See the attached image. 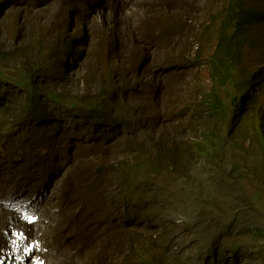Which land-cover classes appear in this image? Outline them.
Returning a JSON list of instances; mask_svg holds the SVG:
<instances>
[{
	"label": "rangeland",
	"instance_id": "1",
	"mask_svg": "<svg viewBox=\"0 0 264 264\" xmlns=\"http://www.w3.org/2000/svg\"><path fill=\"white\" fill-rule=\"evenodd\" d=\"M95 1L99 5L104 0ZM110 2L119 5L123 0ZM223 5L222 0H135V4L131 5L132 12L127 6L123 11L117 10L116 15H111L105 14L111 11L108 7L100 12L87 0H82L80 5L69 0H0V49L11 51L8 58H0V72L5 84L9 85L8 88L19 92L20 89H25V85L16 64L27 62L24 65L27 68L34 59L40 62L46 58L50 47H56L55 51L58 50L57 47L59 50L61 47H68L65 38L73 36L76 58L81 61L69 66L60 63L61 71L67 79L59 84L57 90L77 94L82 101L85 100L86 105L91 106L95 103L94 95L106 91V88L102 89L99 76L106 79L111 66L118 68L119 84L129 88L125 104L128 109H132L130 118L132 124L137 126L128 130V135H122V140L119 139V132L99 135L101 138L95 142L96 147L83 145L84 140L92 139V134L81 133L68 139V145L73 150L75 147L81 158L79 163L73 160L65 168L78 176L77 181L81 185L83 178L87 176L85 166H91L94 162L109 163L110 169L116 172L120 168L118 160H135L140 157L141 152L133 150L134 143L127 142V148H123L126 136L136 135L138 141H143L144 137L155 131L157 137L162 133L166 138L189 141L200 138L204 126L206 129L213 128L212 122L200 115L206 111L202 101L210 94L212 83L203 60L204 55L197 60L196 52L207 54L215 48L218 34L213 29L204 28L210 22L209 16ZM65 13L66 23L63 21ZM146 14H153L154 18H149ZM215 24L219 26V22ZM46 29L49 30L44 34L45 42L41 47H27L29 50L25 54L17 52L33 36H43L41 33ZM102 40L106 41L111 53L101 60L102 73L96 71L99 76L92 83L87 81L85 69H82L86 61H100V50L97 47H100ZM142 47H147L150 59ZM81 49L82 54H79ZM187 58L196 60H189L191 62L187 63ZM261 63H264V53L250 50L247 59L244 58L238 68L244 74L247 67L254 68ZM13 80H17V83ZM148 101L150 104L146 106ZM160 108L172 112L169 118L172 124L161 119L158 112ZM59 113L64 120L62 108ZM242 115L246 116L248 113L244 112ZM252 115H255L254 111L249 113L247 120H242V127L234 130L232 136L234 141L246 148V165L256 169L254 175L246 180V184L250 192L261 190L264 208V151L254 141L255 134L249 127ZM228 159L227 168L243 163L241 155ZM98 166L97 164L96 167ZM110 169H106L101 177H107ZM160 175L152 173L156 179ZM162 175L169 181L173 176L170 171ZM106 183L117 186V180L114 179H108ZM55 207L59 211L53 216V228L71 256L62 264L81 263L84 259L86 262L91 253L108 258L105 264H138L135 249L141 247L146 238H136L135 235L144 234V231H135L131 227L132 223L128 224L126 233L131 235V240H120L115 246L101 252L105 242L98 235L102 231L87 222L82 223L83 219L92 220L96 207H93L92 214L90 208L85 214L87 208L84 211L71 202H64L53 208ZM102 208V205L98 207V213ZM113 214L111 221L101 220L97 226L127 225L117 208ZM223 218L226 223L228 217L225 215ZM146 222L147 220H142L140 225ZM153 225L154 231L145 235L157 240L162 234L158 231L165 228L166 222L156 216ZM103 228L105 227H101ZM235 241L240 245H250L243 235L237 234Z\"/></svg>",
	"mask_w": 264,
	"mask_h": 264
},
{
	"label": "trees",
	"instance_id": "2",
	"mask_svg": "<svg viewBox=\"0 0 264 264\" xmlns=\"http://www.w3.org/2000/svg\"><path fill=\"white\" fill-rule=\"evenodd\" d=\"M258 16L260 11L245 8L244 0H233L228 6L223 23L225 31L220 35L218 47L210 57L216 77L212 93L206 97L202 105L207 106L208 111L220 124L219 129H203L200 138L189 141L166 138L162 133L157 137L155 131L144 137L143 141H138L136 135L126 136L123 148H127V142L134 143L136 147L134 146L133 150L141 152L139 158L118 160L120 168L116 172L110 169L109 163H98L99 167L93 170L88 167L91 176L95 173L97 177L106 169H110L108 176L101 178L105 185L108 179L117 180L115 191L121 192L120 199L125 209H119L114 198H111L113 201L111 200L110 208L104 214L106 219L111 218L114 206L127 217H132L134 216L132 213L138 209L132 206L144 208L155 201L158 211L162 210L164 205L171 220L175 217L185 219L186 226L199 245V254L204 255V249L208 253V264L219 263L214 252L220 248L222 237L230 238L237 234L247 238L251 245L248 251L264 261L262 209L240 204L244 199L250 200L241 182L248 170L243 164L227 168L228 158L233 156L241 155L242 160L247 161L246 148L231 140L234 127L241 124L239 120L241 117L238 115L242 110L243 100L246 99V95L240 93L239 88L248 92L250 88L253 87L252 90H255L254 88L264 82L260 78L264 76L263 71L243 77L237 71L242 59V47L237 42L245 39ZM43 38L44 35L33 36L31 41L17 52L22 51L25 54L29 50L27 47H41L45 42ZM65 43L68 44L67 41ZM73 43L74 39L71 38L69 42L71 47L65 51L71 50ZM55 49L56 47H50L45 59L40 62L34 59L27 68L24 67L27 62L16 64L25 85V89H20L19 92L8 88L9 85L5 84L4 76L0 72V152L7 148L10 149L9 152L17 155L20 153L18 150L20 147L35 143L40 149L50 147L49 144L61 147L58 142L49 141L46 137L51 134L54 136L59 128L57 122L62 119L60 107L66 111L77 110L76 115L92 118L94 122L87 124L96 129L92 130L95 134L110 135L118 129L121 132L124 123L120 120L127 121L126 128L132 127L130 119L132 109H128L120 100L122 88L95 94V97L99 95L100 99L106 94L110 105L107 113L99 104L94 106L99 101L98 98L95 103L88 106L81 100V96L57 90L59 84L67 79L61 71L60 63L70 64L75 59H72L70 53H66L63 63L61 54ZM57 49L59 50V47ZM9 52L11 51L0 49V58H8ZM13 82L17 83V80ZM230 82L235 83L231 90V98L224 99L220 96L219 90L223 85L229 86ZM84 98L86 97H82ZM257 104L258 98L249 96L247 105L253 108ZM259 113L261 118L258 125L264 121V106L262 113ZM168 122L172 123V120ZM99 127L101 129L98 130ZM255 128L258 131L256 126ZM261 145L264 146V142H261ZM166 171L173 174L170 181L162 175ZM153 172L161 174L159 180L152 176ZM96 181L95 179L94 182ZM94 190L99 201L108 198L107 194L116 195L115 191L102 188V182L95 185ZM207 215H211L218 222L216 232L206 224ZM224 215L228 217V221L222 224ZM101 231L103 234L101 240L105 242L101 252L115 246L120 240L131 239V235L128 236L126 233V228L106 227ZM146 243L147 241L142 242V246L137 249L141 258L139 264H163L164 258L157 259L149 255ZM232 248L237 250V246L233 245ZM187 258L189 255L185 254L175 256L174 259L177 260L174 264H186Z\"/></svg>",
	"mask_w": 264,
	"mask_h": 264
},
{
	"label": "clouds",
	"instance_id": "3",
	"mask_svg": "<svg viewBox=\"0 0 264 264\" xmlns=\"http://www.w3.org/2000/svg\"><path fill=\"white\" fill-rule=\"evenodd\" d=\"M87 1L91 2L93 8L95 7L94 9L97 11L99 10L100 12L108 6H111V9H114L115 11H123L128 6L132 12L133 7L131 5L135 4V0H123V3L119 5H113V3L110 2L111 0H104L102 3H99V5L95 4V0ZM222 1L224 2V5L220 10L209 16L210 22L204 28L213 29L218 34L215 48L207 54L196 52L197 60L204 55L203 60L206 62L205 67L207 68L209 77L211 78L212 87L216 74L210 57L218 47L220 35L225 31L223 23L226 19L228 6L233 3V0ZM69 2L80 5L82 0H69ZM124 2H128L127 6ZM119 6H121V8ZM244 7L258 9L260 11V16L256 18L254 27L249 30L245 39L237 42V44L242 47V59L240 60L238 67L242 62H244V58L247 59V55L250 50H257L264 53V0H244ZM116 13L110 11L105 14L116 15ZM65 14L66 16H64L63 20L64 23L67 22V13ZM146 16L154 18L153 14H146ZM217 22H219V26H216L215 23ZM47 30L49 29L44 30L43 33H47ZM71 38L74 39L75 43V38L73 36H70L69 38L66 37L65 42L67 41L68 44H65L68 47H61L60 50H57L61 52V61H63V63L64 58L67 55L66 53H70L71 57H73L72 59H75L70 63V65L73 63L76 64V61H81V59L76 58V53L74 51L75 47H73V45L71 50L65 51L71 47L69 45ZM142 48L145 51L147 58L150 59L146 49L147 47ZM97 49L100 50L98 53L100 61H86V64L82 69H85L87 81L92 83L95 82L96 76H99V73L96 74L95 72L99 71L102 73L103 64L101 60L105 59L111 53L110 47H108V44L104 40L100 42V47H97ZM82 51V49L79 50V54H82ZM196 59L187 58L185 59V62L189 63L191 62L189 60L194 61ZM66 65L69 66L68 63ZM238 67L237 71L241 77L246 76L247 74L251 75L259 71L264 72V63H261L254 68L247 67L244 74ZM99 78L102 89L106 88V91H103V93L113 92L118 88H122V96L120 100L125 104L129 88H125L124 84H119L118 68L111 66L106 79L102 76H99ZM260 78L264 80V76ZM234 84L235 83L230 82L229 86L223 85L219 90L220 96L224 99L231 98V90ZM212 87L209 92L210 94L212 93ZM239 89H241L240 93H244L246 95V99L243 100L242 110H240L238 115L241 117L239 120H241V122L243 119L247 120L249 113L252 111L255 112V115H252L249 120V127L255 134L254 141L261 146L264 151V146L261 145V142H264V121L262 124L258 125L259 119L261 118L259 112L262 113L264 106V82L260 86L254 88L255 90H252L253 87L250 88L248 92H245L243 88ZM99 93L102 94L101 91ZM249 96H256L258 98V104L256 107L252 108L250 105H247ZM94 98L95 101H97V98L99 99L94 106L99 104V107H101L105 113L110 110V105L108 104L109 100L107 99L106 94H104L102 99H100L99 95L97 98L94 95ZM149 104L150 101L146 103V106ZM205 110L206 111L200 115L203 116V119H207L212 122V129H219L220 124L217 122L212 113L208 111L206 105ZM62 111L65 113V117L64 120L61 119L57 122L59 128H57L55 135H46L49 141L58 142L61 147H57L55 144H49L50 147L40 149L35 143L20 147L18 149L20 150V153L17 155H14L13 152H9L10 149L7 148L0 152V264H62L65 260L69 259L71 257L69 256V251L65 249L63 241L58 237V234L55 233L53 228V226H55L53 224V216L57 211H59L58 208L53 207L64 202L77 204L80 206V209H83L84 211L87 208L85 214L89 208L92 214L93 207H96V214L92 215V220L88 221L83 219L82 223L87 222L100 230L101 227L126 228L128 224L132 223L131 227L135 231H144V234L135 235L136 238L145 237L146 239L143 240V243L147 241L146 247L149 250V255L157 259L164 258L163 264H174L177 260L174 259V257L181 254L189 255V258L185 261L186 264H208V253H206V250L204 249V255L201 256L199 254V245L194 240L191 230L186 226L185 219L182 217H175L171 220L168 210L166 211L164 205L162 206V210L158 211L155 201H153L151 205H147V207L144 208H139L137 205L132 206V208H138L132 213V215H134L132 216L133 219L132 217H127L120 211L122 217L125 218L127 225L120 224L116 226H97V223L101 220L111 221L114 217V210L117 207L124 210L125 205L120 199L121 192L119 190L115 191L117 190V186L107 185V183L105 185L101 179V175L97 177L95 173L92 172L93 174L91 176V173L88 172V167L93 170L99 162H94L91 166L84 167L86 169L87 176L85 179L83 178L81 185L77 181L78 176H74L70 169L65 168L67 163H72L73 160H76V162L79 163L81 158L80 153L76 151L75 147L73 150L67 143L68 139L72 135H80L81 133L85 135L92 134V139L83 141V145H89V147H96L97 144L95 142L99 141L101 138L99 135H103L101 133L95 134L92 132V130L96 129L92 125L87 124V122H94L92 118L76 115L75 112H78L77 110L66 111L62 107ZM158 112L161 114L162 120L166 121L168 124H172L168 122V120H171L169 118L172 112L161 108L158 109ZM244 112H247L248 115H242ZM196 114L198 115L197 111ZM120 122L124 123V127L121 129V132H119V129L115 132H119V139L122 140L121 136L128 135V130L135 128L137 125L132 124V127L129 129L125 127L127 123L126 120H120ZM240 126L242 127L241 124ZM240 126H235L234 130H237ZM255 126L258 128V131ZM97 129L99 130L101 128L99 127ZM203 129H206V126H204ZM104 135L107 136L105 133ZM231 140L234 141L233 136ZM245 162L246 161H243V163L238 164L245 165L244 168L248 170L246 177L243 178L241 182L245 186L250 200L244 199L240 204L249 207L256 206L262 209V221L264 222L263 196L261 190L257 189L255 192H250L246 184V180L254 175L256 169L251 165L247 166ZM95 179L97 180L96 182H94ZM101 182L102 188L115 191L116 195L107 194L108 198L99 201L96 198L94 186ZM111 198H114V202L117 207L114 206V210L111 212V218L106 219L104 214L110 208ZM100 205H102L103 208L101 209V212L99 211L98 213V207H100ZM156 216L162 218L166 222V226L158 231L162 234L157 240H154L152 236H147L145 233L154 231L152 227L154 226L153 224ZM142 220H147V222L140 225ZM205 222L212 227L214 232H216L219 224L211 217V215L206 216ZM222 223H225L224 218L222 219ZM98 236L101 239L103 238L102 233ZM235 238L236 236L230 238L222 237V244L220 248L214 252L216 260L219 262L218 264H264L263 260H259L255 257V255L248 251L251 245H240L235 241ZM233 245L237 246V250L232 248ZM137 249L138 248L135 249L136 257L140 261V251ZM107 259L108 258L100 257V255L97 254L93 255L91 253L86 262L84 259L81 263L78 262L74 264H105Z\"/></svg>",
	"mask_w": 264,
	"mask_h": 264
},
{
	"label": "bare ground",
	"instance_id": "4",
	"mask_svg": "<svg viewBox=\"0 0 264 264\" xmlns=\"http://www.w3.org/2000/svg\"><path fill=\"white\" fill-rule=\"evenodd\" d=\"M127 3H128V2H124V4H125L126 6H127ZM108 8L111 9V6H108ZM111 11H112L113 13H116V11H115L114 9H111ZM56 255H57V254H56Z\"/></svg>",
	"mask_w": 264,
	"mask_h": 264
}]
</instances>
